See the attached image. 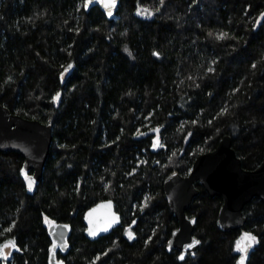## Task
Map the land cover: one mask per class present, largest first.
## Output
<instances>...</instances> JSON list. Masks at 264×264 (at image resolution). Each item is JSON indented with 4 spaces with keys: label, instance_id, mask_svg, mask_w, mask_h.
<instances>
[{
    "label": "trees",
    "instance_id": "obj_1",
    "mask_svg": "<svg viewBox=\"0 0 264 264\" xmlns=\"http://www.w3.org/2000/svg\"><path fill=\"white\" fill-rule=\"evenodd\" d=\"M0 102L53 125L35 191L23 155L0 151V249L15 244L0 264H48L51 221L72 226L59 254L68 264H240L245 232L256 243L244 264H264L259 197L245 205L242 228L224 231L222 197L196 182L187 212L201 243L180 260L167 250L178 221L163 192L167 174H188L224 134L243 167L261 163L264 0H121L112 20L84 0H0ZM106 198L122 222L91 240L84 213Z\"/></svg>",
    "mask_w": 264,
    "mask_h": 264
},
{
    "label": "water",
    "instance_id": "obj_2",
    "mask_svg": "<svg viewBox=\"0 0 264 264\" xmlns=\"http://www.w3.org/2000/svg\"><path fill=\"white\" fill-rule=\"evenodd\" d=\"M110 0H84V7L89 11L98 7L108 19L116 18L121 0H115L109 6ZM70 69L61 71V81L64 82L70 74ZM161 128H150L138 133L140 137L157 133ZM53 143V125L36 118H28L11 110L0 102V151H17L23 155L24 180L29 191L37 190L43 176L46 161ZM32 186L29 188V180ZM199 182L210 196L222 197V204L217 215V225L224 231L242 228L247 217L244 214L245 205L254 197L264 202V152L261 163L253 169L243 167L232 146V137L224 134L216 147L202 152L194 159L188 174L183 175L173 170L163 179V192L171 212L178 224L172 230L167 241V250H179V259L183 260L188 254L195 255L201 240L194 234L197 217L187 212L194 197L198 194ZM122 222V215L116 209L115 201L106 198L89 207L84 213V234L91 240L109 234ZM51 239L48 264H68L58 256L66 255L70 248L72 226L69 222L51 221L47 227ZM93 233H95L93 235ZM247 234H243V237ZM242 237V238H243ZM194 241H199L192 247ZM12 241L2 244L3 257L12 259L15 246H8ZM247 244V242H243ZM15 245V244H14ZM254 247L247 248L244 254L247 260ZM183 257V259H181Z\"/></svg>",
    "mask_w": 264,
    "mask_h": 264
},
{
    "label": "snow or ice",
    "instance_id": "obj_3",
    "mask_svg": "<svg viewBox=\"0 0 264 264\" xmlns=\"http://www.w3.org/2000/svg\"><path fill=\"white\" fill-rule=\"evenodd\" d=\"M114 3H115V0H110L109 6H113ZM56 99L57 100L59 99V93L57 94ZM28 180H29V188H31L33 182L31 180V178H28ZM94 234L95 233H93V235ZM129 235H130V238H131V232L129 233ZM245 241L247 242V244L243 243ZM198 243H199V241H194L193 245H189V247H192V246H194L195 244H198ZM254 243H256V238L254 236H251L250 234H245V236L242 238V241L237 243V250L238 251H242V252H244L246 254L247 253V248L251 247V245L254 244ZM8 246L14 247L15 246L14 242H11L10 245H6L5 247H8ZM0 255H3V250L2 249H0ZM181 259H183V257H181ZM244 259H245V257L241 258L240 264H244Z\"/></svg>",
    "mask_w": 264,
    "mask_h": 264
},
{
    "label": "rangeland",
    "instance_id": "obj_4",
    "mask_svg": "<svg viewBox=\"0 0 264 264\" xmlns=\"http://www.w3.org/2000/svg\"><path fill=\"white\" fill-rule=\"evenodd\" d=\"M157 140L159 139L156 137L154 141L156 142ZM142 162H144V156L140 155L138 163H142Z\"/></svg>",
    "mask_w": 264,
    "mask_h": 264
},
{
    "label": "flooded vegetation",
    "instance_id": "obj_5",
    "mask_svg": "<svg viewBox=\"0 0 264 264\" xmlns=\"http://www.w3.org/2000/svg\"><path fill=\"white\" fill-rule=\"evenodd\" d=\"M59 254H61V253H59ZM59 254H58V256H59ZM60 257V256H59ZM63 259V258H62Z\"/></svg>",
    "mask_w": 264,
    "mask_h": 264
}]
</instances>
